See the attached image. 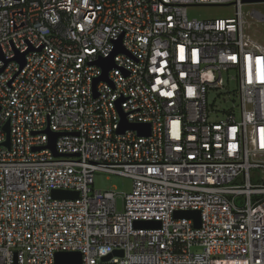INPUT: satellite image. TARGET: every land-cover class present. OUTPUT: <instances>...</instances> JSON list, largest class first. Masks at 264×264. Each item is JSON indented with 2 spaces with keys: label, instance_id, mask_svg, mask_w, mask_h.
<instances>
[{
  "label": "built area",
  "instance_id": "obj_1",
  "mask_svg": "<svg viewBox=\"0 0 264 264\" xmlns=\"http://www.w3.org/2000/svg\"><path fill=\"white\" fill-rule=\"evenodd\" d=\"M242 4L0 0V264H54L57 251L83 264H264V44L246 18L264 16ZM205 5L234 16L188 17ZM231 83L232 106L216 110L210 93ZM122 114L149 135L118 133ZM47 127L61 155L44 147ZM95 172L132 180L121 211ZM177 210H198L200 226Z\"/></svg>",
  "mask_w": 264,
  "mask_h": 264
},
{
  "label": "rangeland",
  "instance_id": "obj_2",
  "mask_svg": "<svg viewBox=\"0 0 264 264\" xmlns=\"http://www.w3.org/2000/svg\"><path fill=\"white\" fill-rule=\"evenodd\" d=\"M235 8L233 5H205V6H192L187 9V15L189 18H195L198 20H212L218 18H228L234 16ZM243 15H248L251 12H256L264 16V2H252L244 3L241 6ZM249 20V33L254 34L259 38L261 43L264 44V22H256L251 17L247 16ZM236 87L233 83L229 86L228 94L222 92L210 93L209 101L216 110L221 108H230L232 106V98ZM93 188L100 190H114L120 195L116 198L117 210H122V195L128 193L132 188V180L128 177L110 174L105 172H95L93 175Z\"/></svg>",
  "mask_w": 264,
  "mask_h": 264
},
{
  "label": "water",
  "instance_id": "obj_3",
  "mask_svg": "<svg viewBox=\"0 0 264 264\" xmlns=\"http://www.w3.org/2000/svg\"><path fill=\"white\" fill-rule=\"evenodd\" d=\"M244 3H252V2H264V0H242ZM121 48L118 46L117 51H120ZM113 55H111L109 58L102 59L99 61V65L103 68V74L101 77H99L96 81L100 79H107V72L108 70L113 66ZM16 60L20 63V66L22 67L24 64V53L18 54L16 56ZM126 129H133L137 131L139 134L143 135H149L150 133V126L148 124L143 123H128L125 120V115L122 114V119L119 124L118 133H123ZM4 131L6 133V139L3 141L0 145H4L6 147H9L10 142V133H9V122L7 121L4 125ZM45 133H47L49 139L47 144L44 146L45 148L50 149L53 152L54 156L61 155L58 153L55 149V141L56 138L61 135L60 132H54L51 131L48 127L43 130ZM35 150H40L41 147H35ZM52 196L55 198H76L78 196L77 191H71V190H63V189H56L52 191ZM174 218H189L193 220V224L195 227L200 226V212L198 210H177L173 214ZM136 226L141 227H158L159 222L158 221H136ZM112 255H122L121 250H114L111 254H108L107 256L103 257V260L109 259ZM54 264H83L82 262V256L79 251H57L54 254Z\"/></svg>",
  "mask_w": 264,
  "mask_h": 264
}]
</instances>
